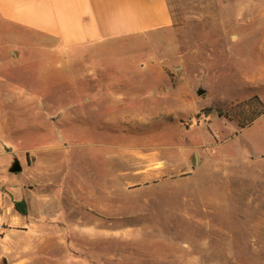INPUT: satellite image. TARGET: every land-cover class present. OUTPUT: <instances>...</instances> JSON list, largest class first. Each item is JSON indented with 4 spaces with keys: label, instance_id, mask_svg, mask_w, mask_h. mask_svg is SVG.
Segmentation results:
<instances>
[{
    "label": "rangeland",
    "instance_id": "obj_1",
    "mask_svg": "<svg viewBox=\"0 0 264 264\" xmlns=\"http://www.w3.org/2000/svg\"><path fill=\"white\" fill-rule=\"evenodd\" d=\"M168 2L173 25L152 33L76 47L0 34V51L20 54L7 73L18 96L0 108V264H264V114L241 128L217 111L264 103V0ZM82 79L171 84L183 102L153 100L144 131L86 122L102 133L69 138L63 96ZM46 88L44 117L18 106Z\"/></svg>",
    "mask_w": 264,
    "mask_h": 264
},
{
    "label": "crops",
    "instance_id": "obj_2",
    "mask_svg": "<svg viewBox=\"0 0 264 264\" xmlns=\"http://www.w3.org/2000/svg\"><path fill=\"white\" fill-rule=\"evenodd\" d=\"M172 25L173 15L168 0H0V34L10 31L18 32L21 36L22 32H26L32 42H37V38L41 37L39 40L42 42L58 41L65 47L157 32ZM13 52L14 50L8 46L0 51L1 109L12 104L18 96L8 92L16 79L14 75L7 73L13 72L11 63L18 64L20 59V54L14 52L13 56ZM100 64L86 63L83 67L84 74L99 76ZM92 65L95 68L88 69ZM112 73L108 72L109 75ZM84 80L73 83V86L68 84L69 86L65 88L66 93L63 96L67 99L65 102L73 103L66 113L69 128L65 131L68 132L69 138H72L74 132L86 140L96 138L93 137L94 132L102 133L99 127L93 130L81 125L86 122L111 123L112 131L116 133L119 131V123L130 122L142 124L139 129L144 131L149 129L146 124L152 120L150 104L153 100L158 99L163 103L169 99L183 102L181 88L171 84L152 88L155 86L115 84L102 82L100 79L81 83ZM25 96V94L20 96V100L26 98ZM29 97H31L29 102L22 101L18 106L37 109L43 117L47 110L39 108L40 105L55 107L48 101L47 88ZM120 100L122 102L118 104ZM102 106H106L105 111H102ZM163 106L158 112L163 116L182 112L181 106L178 108ZM42 136L41 139L48 138V135ZM6 189L19 200L12 187L6 186ZM15 236V233L10 231L5 237L10 239Z\"/></svg>",
    "mask_w": 264,
    "mask_h": 264
},
{
    "label": "trees",
    "instance_id": "obj_3",
    "mask_svg": "<svg viewBox=\"0 0 264 264\" xmlns=\"http://www.w3.org/2000/svg\"><path fill=\"white\" fill-rule=\"evenodd\" d=\"M207 108L206 111H210ZM220 116H227L237 121L241 128H245L254 122L257 118L264 114V103L258 96L244 102L238 103L231 107L228 112L223 111L221 108L217 109ZM15 209L22 215H28V204L26 200H14Z\"/></svg>",
    "mask_w": 264,
    "mask_h": 264
},
{
    "label": "water",
    "instance_id": "obj_4",
    "mask_svg": "<svg viewBox=\"0 0 264 264\" xmlns=\"http://www.w3.org/2000/svg\"><path fill=\"white\" fill-rule=\"evenodd\" d=\"M22 171V165L19 160H15V162L12 164L10 168V172L12 173H18Z\"/></svg>",
    "mask_w": 264,
    "mask_h": 264
},
{
    "label": "built area",
    "instance_id": "obj_5",
    "mask_svg": "<svg viewBox=\"0 0 264 264\" xmlns=\"http://www.w3.org/2000/svg\"><path fill=\"white\" fill-rule=\"evenodd\" d=\"M3 230H5V224L2 220V217L0 216V231H3Z\"/></svg>",
    "mask_w": 264,
    "mask_h": 264
}]
</instances>
